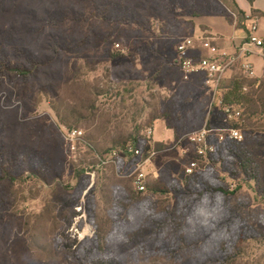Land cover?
Here are the masks:
<instances>
[{
	"label": "rangeland",
	"instance_id": "obj_1",
	"mask_svg": "<svg viewBox=\"0 0 264 264\" xmlns=\"http://www.w3.org/2000/svg\"><path fill=\"white\" fill-rule=\"evenodd\" d=\"M197 1L0 0V264H264V116L243 133L255 174L223 145L195 172L232 195L184 186L199 130L147 167L149 186L171 193L141 195L127 177L140 159L124 149L136 141L148 157L152 118L187 85L178 45L197 18L233 17ZM196 96L206 124L231 126L206 85ZM67 128L85 134L75 152Z\"/></svg>",
	"mask_w": 264,
	"mask_h": 264
},
{
	"label": "built area",
	"instance_id": "obj_2",
	"mask_svg": "<svg viewBox=\"0 0 264 264\" xmlns=\"http://www.w3.org/2000/svg\"><path fill=\"white\" fill-rule=\"evenodd\" d=\"M258 20L255 18L249 28L248 43L254 45L260 50L262 58L264 59V40L258 38ZM198 47L206 51L205 56H197L195 53ZM247 50L240 49L236 54L228 53L218 48L213 41V38L207 33H201L200 36L187 37L177 47L176 63L184 80H190L194 75H204L205 85L209 90L213 101H217L219 105L223 106V100L219 97L222 84L228 72L233 67L239 66L244 75L250 79L258 78L257 69L254 64L247 58ZM264 76V73H263ZM227 120L229 123L237 121L241 113L224 108ZM149 135H152V130H149ZM64 138L68 146L73 152L77 150V143L83 141L85 134L78 129H65ZM192 145L195 146L196 158L191 161L185 169L186 175H192L199 168L201 161L207 162L209 158L217 152V147L224 145L227 141H244L243 133L231 126L223 128H215L206 124L202 129L187 136ZM181 141H179L180 143ZM134 157H140L136 164L135 170L129 174L134 189L138 193H145L148 190L149 180L147 174V167L152 159L158 155L154 147L148 152V157L144 159V153L141 149L134 145H129L126 150ZM117 153H113L115 158ZM114 160V159H112ZM110 162H114V161ZM107 164L106 161L102 162Z\"/></svg>",
	"mask_w": 264,
	"mask_h": 264
},
{
	"label": "trees",
	"instance_id": "obj_3",
	"mask_svg": "<svg viewBox=\"0 0 264 264\" xmlns=\"http://www.w3.org/2000/svg\"><path fill=\"white\" fill-rule=\"evenodd\" d=\"M224 7L230 12L232 16H235L237 20V27L240 29H246V22L248 17L245 12H243L235 0H220ZM250 4H254L256 0H248ZM201 1L198 0L197 4L201 5ZM218 7V6H217ZM202 15V12H196V14ZM220 16H225L227 20L232 21L233 17H228L225 15L222 9L218 10ZM257 16L256 11L253 12ZM249 34V29H248ZM0 68L4 71L8 70L9 66H6L0 62ZM10 70V69H9ZM13 72L21 73V76H27L30 74L27 70L22 69H12ZM240 75L232 79L229 86L225 88L224 94L219 97L223 100L222 109L230 107V109L238 111L241 116L237 121L231 123V127L240 130L247 137H250L255 133L256 123L253 122L254 117L257 115L264 116V78L250 79L244 75L240 68ZM204 88L205 84L202 81L196 82L193 78L187 81V85L183 92L179 95L173 96L169 99L168 105L165 107L162 114L157 115L152 118V122L162 118L165 119L167 126L173 129L175 132V142H178L183 135L191 133L193 131L200 130L207 122V108L202 105L201 110L191 111V106L194 104L197 98V93L200 88ZM153 126V124H152ZM152 129V127H150ZM243 134V135H244ZM248 140V139H247ZM151 147L147 150L149 152L152 147L156 150H163L166 145L161 143H153L151 140ZM136 148H140L138 143L134 141L132 143ZM128 147V146H127ZM127 147L124 152L129 158L140 159V157H134L128 153ZM219 153L221 156L234 155L239 159V165L242 172L247 176H252L255 174V163L250 149L248 148V143L246 140L243 142L238 141H227L223 147L219 148ZM190 176V179L186 180L184 186L186 188H194L199 190V188L205 191H213L219 193L223 196L232 195V192L225 190L222 186H211L207 187L201 176L195 173ZM173 190L169 185H165L161 180H157L153 185L148 186L147 192L152 194H165L171 193ZM143 195L144 193H140ZM106 261L100 264H107Z\"/></svg>",
	"mask_w": 264,
	"mask_h": 264
},
{
	"label": "crops",
	"instance_id": "obj_4",
	"mask_svg": "<svg viewBox=\"0 0 264 264\" xmlns=\"http://www.w3.org/2000/svg\"><path fill=\"white\" fill-rule=\"evenodd\" d=\"M235 1L248 17L246 29L237 27L235 16H233L232 21L227 20L225 16H208L197 18L192 30V36H200L201 33H207L213 38L214 44L218 48L228 53L236 54L240 49L247 50V58L256 67L258 78H264V59L261 52L254 45L249 44L247 39L248 29L252 25L253 20L257 18V36L264 40V0H256L253 5L248 0ZM254 11H256L257 16L253 14ZM202 27H205V30ZM195 53L199 56L206 55V51L200 47ZM169 98L171 99L172 95ZM150 130H152L151 139L154 144H168L175 141V132L167 126L165 119L159 118L155 120Z\"/></svg>",
	"mask_w": 264,
	"mask_h": 264
}]
</instances>
